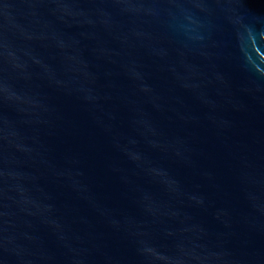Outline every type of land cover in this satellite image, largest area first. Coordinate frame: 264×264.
I'll list each match as a JSON object with an SVG mask.
<instances>
[{
	"label": "water",
	"instance_id": "1",
	"mask_svg": "<svg viewBox=\"0 0 264 264\" xmlns=\"http://www.w3.org/2000/svg\"><path fill=\"white\" fill-rule=\"evenodd\" d=\"M0 264H264V0H0Z\"/></svg>",
	"mask_w": 264,
	"mask_h": 264
}]
</instances>
